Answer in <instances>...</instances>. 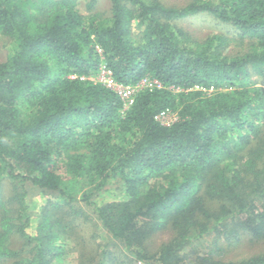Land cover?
Wrapping results in <instances>:
<instances>
[{"label":"trees","instance_id":"obj_1","mask_svg":"<svg viewBox=\"0 0 264 264\" xmlns=\"http://www.w3.org/2000/svg\"><path fill=\"white\" fill-rule=\"evenodd\" d=\"M95 2L0 0V264H64L71 247L78 264H264L215 257L222 239H264V0ZM203 13L225 30L183 26ZM101 66L156 83L125 108L90 78ZM116 183L120 198L93 201ZM93 212L114 240L98 255L81 233Z\"/></svg>","mask_w":264,"mask_h":264},{"label":"rangeland","instance_id":"obj_2","mask_svg":"<svg viewBox=\"0 0 264 264\" xmlns=\"http://www.w3.org/2000/svg\"><path fill=\"white\" fill-rule=\"evenodd\" d=\"M78 1V7L80 11L84 14H87L90 12V8L88 6V3L90 0H77ZM167 3L171 4H179L184 5L187 3L188 0H164ZM110 9V0H96V2L93 4L92 10H99L102 12L108 13ZM183 26L192 31V33L197 37H205L210 32H219L222 30H225L221 26V24H218L212 16L208 14H197L189 16L182 20ZM9 41L5 37L0 38V62L5 60L8 52H9ZM104 66H101L99 72H97L94 75H91L90 78L95 81H100L101 75H102V68ZM252 78L255 81L256 85L264 86V76L256 74L254 71L252 72ZM169 121L171 120V117L167 118ZM118 183H116L113 187L110 186L109 191L104 192H95L93 193V201H96L98 203L105 202L107 200H112L115 198H120L121 194L119 193V190L115 186H117ZM47 195L40 191V190H31L30 195L28 196L29 203L33 208H35V211H40L41 207L46 203ZM91 211V210H90ZM92 213V211H91ZM93 212V220L92 223L88 222L89 226H87L81 233L86 238V251L88 253V250H92L93 247V254H95L96 250L97 255L103 251L104 248H107L110 245L111 242H114L112 237L108 235L107 231L104 229H101L99 226L97 227L95 224L97 221L94 217ZM98 225V223H97ZM94 230H96L100 235H97L95 237V244H91V241L88 239L89 234H91ZM172 233L168 229H162L156 232L153 237L148 241V246L151 250L156 249L163 241L168 240L171 237ZM83 238V237H82ZM202 239L199 240L196 244H198V247H201ZM221 244L223 246H227L228 249L225 251L223 255L215 256L217 259L221 260H231V259H239L240 257L252 255L255 253H259L264 250V239L254 240L251 241L250 237H243L240 242H238L235 245L228 246L224 239H222ZM96 247V248H95ZM101 247V248H100ZM119 250L122 251V248H124L122 245L119 246ZM70 251L68 252V255L66 257V261L64 264H78V257H79V250H77L75 247L69 248ZM84 249V248H83ZM98 251H100L98 253ZM92 253V252H91ZM130 258H133L134 261L141 263V260H135L136 256H133L132 254ZM142 264H156L151 261H144Z\"/></svg>","mask_w":264,"mask_h":264},{"label":"built area","instance_id":"obj_3","mask_svg":"<svg viewBox=\"0 0 264 264\" xmlns=\"http://www.w3.org/2000/svg\"><path fill=\"white\" fill-rule=\"evenodd\" d=\"M101 82L114 89L124 101V107L128 108L135 100L136 93L144 86H153L156 81L143 78L136 84H122L117 82L110 70L102 68Z\"/></svg>","mask_w":264,"mask_h":264}]
</instances>
